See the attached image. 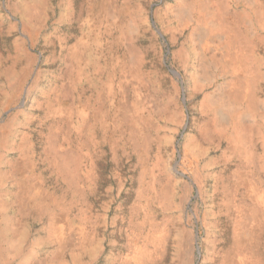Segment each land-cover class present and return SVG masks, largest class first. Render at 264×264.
Wrapping results in <instances>:
<instances>
[{
	"label": "bare ground",
	"instance_id": "obj_1",
	"mask_svg": "<svg viewBox=\"0 0 264 264\" xmlns=\"http://www.w3.org/2000/svg\"><path fill=\"white\" fill-rule=\"evenodd\" d=\"M60 6L66 12L58 23L76 22L83 35L73 44L57 37L62 61L57 71L35 70L36 78L27 85L36 56L25 41H38L49 0H14L26 40L15 39L9 54H0V264H68L64 252L75 243L80 250L72 249L69 264L91 252L85 242L89 217L83 208L84 148L67 147L71 141L62 125L79 129L84 119L61 113V101L70 96L74 102L77 95L71 91L83 83L113 95L117 122L129 128L122 146L141 147L148 156L141 165L139 203L129 218L127 253L109 257L107 264L155 262L166 241L158 232L170 227L178 235L176 247L189 258L194 234L181 230L180 213L174 210L181 209L193 188L205 207V236L198 247L203 263L264 264V0H172L152 13L174 44L172 73L182 78L186 97L200 95L193 103L197 114L190 118L191 130L181 141L182 159L192 169L189 182L180 180L183 173L176 174L170 155L159 156L162 145H173L174 131L185 115L180 88L163 93L142 69L144 50L135 39L147 23L146 5L142 0H66ZM54 35L40 42L54 44ZM218 76L222 82L216 84ZM24 92L27 102L9 115ZM163 117L174 123L170 133L160 123ZM35 120L53 122L46 139L49 163L68 191L77 190L70 201L49 198L35 175L26 130ZM154 145L157 151L149 162ZM177 189L182 191L178 202ZM158 208L163 226L151 220ZM28 218L33 223L44 219L45 227L28 226Z\"/></svg>",
	"mask_w": 264,
	"mask_h": 264
},
{
	"label": "rangeland",
	"instance_id": "obj_2",
	"mask_svg": "<svg viewBox=\"0 0 264 264\" xmlns=\"http://www.w3.org/2000/svg\"><path fill=\"white\" fill-rule=\"evenodd\" d=\"M64 1L66 0H49L50 7L47 11V19L44 26L39 30L38 41H35L34 44L25 41L27 45H30V47L29 45L26 46L28 51L36 56V61L29 70L27 85L32 84L33 79L36 78L35 70L37 73L39 71L53 73L59 69L62 61L59 42L57 41L58 36L64 37L67 44H73L78 37L83 35L82 27L76 22L58 23L60 14L66 12L64 8L62 11V6H60ZM165 1L172 2V0H142L148 10L144 11L145 16H147V23L146 26L141 28L135 42L137 46L144 50L142 69L145 74L149 75L151 82L154 81L163 93L175 87L180 88L178 99L183 107L185 121L182 126L176 127L173 145H162L159 156L167 158L170 155L172 167L176 166L178 171L176 174L183 173L180 180L189 182L192 178V169L182 159L181 141L183 136L191 130L190 118L197 114L193 103L200 98V95L193 96L191 100H188L181 88L184 84L182 78L180 76L175 77L172 73V70L175 69L171 56L174 44H171L167 36L162 34L160 26L155 22L152 15L153 11L160 8ZM231 4L234 7L240 6L239 3L232 2ZM14 11H18L14 7V0H0V54L2 55L9 54L15 39L22 38L26 40L20 26V17ZM53 32L56 34L52 39L54 44L45 45L43 41L40 42V38L52 35ZM178 42H180V38ZM101 81H106L104 73ZM215 82L216 84L221 83L222 78L216 77ZM83 84V86L79 85L78 89L71 91L74 92L75 97L77 95L74 102L70 96H66L61 101V113L65 117L77 115L84 119L83 127L79 129H73L72 123L64 122L62 124L71 141V146L67 147L78 151L81 146L84 148L83 152L85 153V161L82 158L86 169V176L82 184L83 208L87 212V219L89 217L87 222L88 234L85 242L88 240L87 248L91 252H83L81 260L76 264H107L110 258L124 256L127 253L129 231L132 225L129 218L135 206L139 203L137 191L141 165L148 156L141 147L136 146L133 149L128 145L122 146L123 139L130 136L129 128L126 125L125 129H122L117 122L118 102L113 99V95L106 90L98 93L93 87ZM71 92H69V95ZM26 99L27 94L24 92L18 104L14 105L13 109L9 111V115H14L17 112L16 107L21 106V102L24 100L27 102ZM28 106H25V109ZM72 106H75L76 110ZM92 107L101 108V111L94 113L91 110ZM6 115L7 113L3 117ZM160 123L164 126V131L170 133L174 123L172 124V121H169L167 117L161 118ZM52 124L53 122L40 123L35 120L28 125L26 130L29 137V147L34 157L35 175L40 176L39 181L44 191L49 193V198H56V202H66L72 199L71 194L75 195L77 190L71 188V192L68 191L67 184L62 177L57 176L58 173L53 171L49 163L46 139L48 131L53 127ZM161 131L163 132V130ZM85 132H88V134H85ZM154 150L157 151L156 145L151 148L152 153L149 162L153 161ZM77 163H79L78 155ZM177 192L176 201L178 202L182 191L177 189ZM204 209L202 198L193 188L188 200L181 205V209H173L174 212L180 213L181 230L183 232L191 230L194 234L193 253L188 258L180 249L181 247L179 249L176 247L178 235L175 229L170 227L168 231L158 232V235L165 234L166 241L161 246L160 254L156 256L157 260L151 264H204V252L198 248L205 236L206 227L202 220ZM75 213L76 209L72 214ZM162 214L163 212L158 208L154 212V216H151L153 223L163 226ZM44 222V219L42 221L38 220L36 223H33L30 218L27 219L28 226L33 224L38 230L45 227ZM156 229L158 228L156 227ZM41 233L44 234V231L41 230ZM77 244L69 246L64 252L63 257L66 262L68 261V264L72 249L80 250ZM94 246L98 247L95 248ZM84 249L86 250V248Z\"/></svg>",
	"mask_w": 264,
	"mask_h": 264
}]
</instances>
